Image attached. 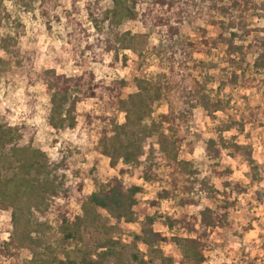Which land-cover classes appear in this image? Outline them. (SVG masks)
Segmentation results:
<instances>
[{
    "label": "rangeland",
    "instance_id": "374dc122",
    "mask_svg": "<svg viewBox=\"0 0 264 264\" xmlns=\"http://www.w3.org/2000/svg\"><path fill=\"white\" fill-rule=\"evenodd\" d=\"M152 1L0 0V124L35 128L33 146L50 160L47 166L42 160L35 167H29L28 161L24 168L1 162L0 245L5 246L3 242L10 245L0 252V264H51L55 259L66 260L67 253L70 259L79 260L82 252L74 248V242L63 245L65 233L58 226V219L78 205L75 193L80 183L84 184L87 196L100 190L124 167L128 169L125 182L142 185L145 192L137 195L139 218L135 221L117 223L100 209L111 224L117 225L112 236L119 241V249L133 250L146 264H160L147 244L135 240V235H142L148 215L155 217L152 228L170 239L160 247L174 264H264V84L261 81L246 88L229 84L220 87V81L225 80L221 69L226 64L216 56L219 65L211 71L213 79L208 82L207 90L214 99H221L222 107L210 115L197 106L193 119L180 129L185 143L178 156L190 163L187 177L197 172L199 177L208 178L221 191L218 202L181 190L158 204L151 203L158 200L157 193L162 187L172 188L169 183L152 184L143 180L144 163L152 149L156 161L167 165L166 157L159 152L156 130L168 129V123L164 124L162 119L169 113L165 98L155 102L151 116L143 122L151 127L152 133L144 142L146 154L141 165H125L119 160L116 167L111 166V157L102 145L109 121L99 118L104 108L97 99L79 104L75 129L65 125L56 130L48 122L50 94L40 76L44 70L55 69L66 76L89 71L97 81L107 85L125 80L124 98L137 91V79L155 83L164 78L168 70L160 64L161 43L156 30L128 16V7L140 14ZM107 14H116L117 24L106 19ZM248 20L264 36L263 10L250 15ZM202 27H207V37L221 33L219 27L206 24L202 18L183 29L187 37L198 41ZM258 51L257 46L251 49L248 63H254ZM90 112L97 117L91 127L86 125V115ZM105 116L116 117L118 124L126 121V111L121 109H108ZM227 126L231 128L222 134L225 145L221 147V156L209 157L206 152L209 140L220 138L221 129ZM133 131L140 134L138 128ZM17 147L22 150V143ZM53 161L57 163L52 165ZM165 168H162L164 177L169 172ZM227 182L229 185L225 186ZM66 189L68 198L64 194ZM225 198L234 203L227 210L228 221L210 237H201L202 257L185 241H177L178 237H190L186 229H191L190 224L199 219L204 207L220 210ZM41 201L39 209L35 208L34 204ZM29 206L33 208L30 210ZM45 218L50 220L48 228L38 225ZM81 232L82 245L92 252L97 242L105 238L104 230L83 226ZM36 238L43 241L42 247L32 244ZM48 243L55 248L52 253L45 251ZM31 245L38 248L37 258ZM128 264L137 263L128 260Z\"/></svg>",
    "mask_w": 264,
    "mask_h": 264
},
{
    "label": "trees",
    "instance_id": "16d2710c",
    "mask_svg": "<svg viewBox=\"0 0 264 264\" xmlns=\"http://www.w3.org/2000/svg\"><path fill=\"white\" fill-rule=\"evenodd\" d=\"M261 10L264 12V0H153L140 14L128 7V16L131 19L138 18L144 26H152L156 30L161 43L158 48L160 64L168 70L163 76L165 80L161 78L152 83L145 79H137V91L124 98L123 89L127 85L125 80L107 85L97 81L95 75L89 71L66 76L59 74L55 69L44 70L40 76L50 94L49 124L56 130H60L65 125L75 129L79 104L87 99H97L99 105L104 108L99 118L103 122L109 121L104 128L102 145L106 149L105 153L111 157V166L116 167L119 160L125 165L131 163L141 165L142 158L146 154L144 142L152 133L151 127L144 126L143 122L146 117L151 116L155 102L165 98L169 113L164 114L162 119L164 124L168 123V129L165 131L161 125L163 128L156 130L159 152L166 157L167 165L164 166L163 163L156 161L152 149L144 163L143 180L152 184L169 183L172 188L162 187L157 193L158 200H153L151 203L158 204L160 200L172 197L174 192L178 193L181 190L187 194H202L209 200L218 202V194L221 191L216 189L208 178L199 177L200 174L197 172H194L196 175L193 177H187L190 163L178 156L180 148L185 143L184 136L180 135V129L193 119V112L197 106H202L210 115L222 107L221 99H214L207 90L208 82L213 79L211 71L219 65L214 59L216 56L226 64L221 69L225 80L220 81V87L229 84L246 88L259 81L264 84V36L259 35L258 28L253 27L248 20L250 15L258 14ZM116 17V14L105 16L106 19L109 18L117 24ZM199 18L204 19L208 25L219 27L221 33L217 37H207L208 29L202 27L199 40L192 41L184 33L183 27ZM255 46L259 49L258 55L254 63L250 64L247 61L248 55ZM108 109L125 110V123L118 124L116 117L105 116ZM94 114L90 112L86 115V125L89 127L97 118ZM135 128L139 129L140 134L138 131H133ZM230 128L231 126H227L226 129H221L220 138L209 140L206 147L209 157L221 156V147L225 145L222 134ZM35 134L36 129L29 125L13 126L1 123L0 165L3 161L9 167L15 165L17 168H24L29 161L31 165L29 167H35L44 160L47 166L50 160L39 148L33 146ZM18 143H22L23 152L18 149ZM18 152L21 153L20 156ZM65 161L66 159H63V162ZM250 162H254L253 159H250ZM52 163L55 165L57 162ZM164 167L169 170L165 177L162 169ZM159 170H162V174ZM127 172L126 167L120 168L118 175L104 183L100 190L87 196L84 195V184L80 183L77 186L75 198L79 206L62 215V218L58 219V226L63 234L65 233L63 245L74 242L76 246L74 248L82 253L78 252L79 260L70 259L71 256L67 253L66 260L55 259L51 264L54 262L56 264H128V260L137 264L147 263L133 250L128 252L118 248L119 241L112 236L117 225L111 224L110 219L100 213V209H104L117 223L132 222L139 218L137 195L145 192V188L142 185L127 184L125 182ZM228 185V182L225 183V186ZM64 194L68 198L69 190L66 189ZM41 203L42 201L34 204V207L39 209ZM233 204L225 198L219 205L220 210L210 206L204 207L200 211L199 219L195 218V223L190 224L191 229H186L190 237L186 239L178 237L177 241H185L188 246L195 248L197 255L202 257L199 245L201 237H210L217 228L226 225L229 214L227 210ZM15 206L19 208V204L16 203ZM0 208H2L1 203ZM29 208L31 210L33 207L29 206ZM145 217L147 224L142 229V235H135V240L147 244L154 256L160 260V264H174L173 259L167 257L160 247L170 239L152 228L154 216ZM49 223L50 220L45 218L37 224L48 228ZM83 226L104 230L102 234L105 238L97 242L95 252L81 243ZM34 243L37 247L43 245V241H39V238L33 240L32 244ZM2 244L5 246L0 245V252L5 248L8 249L10 245L9 242ZM37 247L35 249L34 245H31L32 254L36 258L39 256ZM52 250H55L52 243L45 245V251L52 253Z\"/></svg>",
    "mask_w": 264,
    "mask_h": 264
}]
</instances>
